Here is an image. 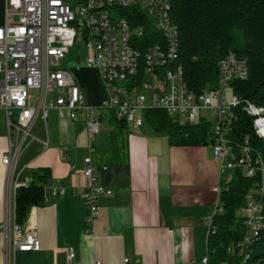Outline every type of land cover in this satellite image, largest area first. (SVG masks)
<instances>
[{
  "label": "built area",
  "instance_id": "obj_1",
  "mask_svg": "<svg viewBox=\"0 0 264 264\" xmlns=\"http://www.w3.org/2000/svg\"><path fill=\"white\" fill-rule=\"evenodd\" d=\"M126 9L133 13L125 14ZM133 21H145L151 40L145 37L144 24L133 25ZM81 44L90 51L86 66L97 72L105 89V100L98 106L88 101L64 64L70 49ZM178 51L179 33L170 19L169 0H5V20L0 25V106L6 112L9 145L2 162L14 191L8 255L40 249L37 231L25 230L15 221V191L32 180L30 175L21 177L19 153L26 146L25 139L32 136L30 129L38 116L46 121L55 110L60 119L81 122L87 131V182L80 195L89 204L87 224L92 227L99 215V199L113 193L99 182L91 155L103 119L122 120L139 132L145 110L161 108L181 123L207 121L200 115L203 109L215 115L210 143L220 171L228 174L212 186L216 203L209 229L214 215L223 211L220 195L234 171L257 178L238 211L245 226L243 239L229 248L231 254L237 250L247 257V247L264 228V161L248 136L236 135L234 125L241 107L251 119L255 136L264 139V106L232 92V82L248 75L245 57L227 53L218 62V85L196 92L183 80ZM14 112L17 116L12 119ZM15 131L22 133L21 139H14ZM42 144L46 149L48 140ZM52 189L56 195L64 192L56 184ZM67 258L71 264H82L72 247ZM124 264L139 261L125 257ZM201 264H208L207 256Z\"/></svg>",
  "mask_w": 264,
  "mask_h": 264
},
{
  "label": "crops",
  "instance_id": "obj_2",
  "mask_svg": "<svg viewBox=\"0 0 264 264\" xmlns=\"http://www.w3.org/2000/svg\"><path fill=\"white\" fill-rule=\"evenodd\" d=\"M4 20L5 0H0V25ZM69 69L88 101L101 105L105 92L97 72L85 62ZM30 130L32 136L25 139L18 158L21 177L39 167L51 169L45 202L30 206L21 224L25 230L37 231L40 249L8 255L14 191L2 162L9 137L6 112L0 106V264H71L70 247L82 264H124L125 257L139 264H201L207 256L216 203L212 186L225 173L212 146L210 155L201 154L189 146L170 145L167 137V151L155 148L150 154L147 137L128 125L103 119L91 155L99 182L113 193L99 199V215L90 227V207L80 195L87 182L84 158L89 153L83 123L60 119L51 110L46 121L38 116ZM13 137L19 140L22 133L15 131ZM44 140H48L46 149ZM55 184L63 194L53 193Z\"/></svg>",
  "mask_w": 264,
  "mask_h": 264
},
{
  "label": "trees",
  "instance_id": "obj_3",
  "mask_svg": "<svg viewBox=\"0 0 264 264\" xmlns=\"http://www.w3.org/2000/svg\"><path fill=\"white\" fill-rule=\"evenodd\" d=\"M170 19L179 33L178 61L183 80L196 92L218 85V62L229 52L247 59L248 75L232 82V92L242 99L264 106V0H169ZM133 13L126 9L125 14ZM145 37L150 38L145 21ZM153 39V38H152ZM144 48V45H142ZM145 120L156 132H166L168 143L175 146L206 144L211 131L207 121L181 123L161 108H149ZM110 121L126 127L113 117ZM240 138L248 136L250 145L262 154L264 139L255 136L251 119L241 107L234 125ZM31 183L15 191V221L24 222L30 206L45 202V186L51 179V169L39 167L30 175ZM256 177H247L235 170L227 188L221 192L223 211L214 215L207 237L208 264H264V228L247 247V257L229 248L243 239L245 226L238 211L245 203V194Z\"/></svg>",
  "mask_w": 264,
  "mask_h": 264
},
{
  "label": "rangeland",
  "instance_id": "obj_4",
  "mask_svg": "<svg viewBox=\"0 0 264 264\" xmlns=\"http://www.w3.org/2000/svg\"><path fill=\"white\" fill-rule=\"evenodd\" d=\"M90 53L89 49L81 44V45H76L70 49V52L67 54L64 64L68 68H76V66H79L81 64H84V61L87 57V55ZM103 90L105 92L104 86L102 85ZM140 114V113H139ZM200 115L205 118L208 122L213 124L215 122V115L210 111V110H204L200 113ZM17 116L16 112H14L11 115L12 119H15ZM138 135L147 137L148 138V150L149 153L152 154L154 152V149L158 151L165 152L167 151L168 143H167V134L166 132H156L154 129L151 127V125L145 120L144 124L141 126L139 132H137ZM211 132L207 135L206 144H201L197 146H189V148L193 151L195 149L199 151L201 154H209L211 153ZM223 179H226V176L228 174V171H225L223 173ZM222 179V181H224ZM205 245V244H204ZM205 250V246H204Z\"/></svg>",
  "mask_w": 264,
  "mask_h": 264
}]
</instances>
